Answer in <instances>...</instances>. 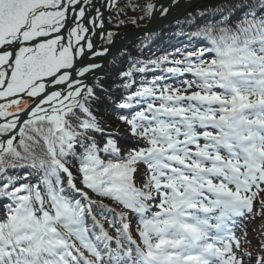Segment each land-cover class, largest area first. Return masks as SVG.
<instances>
[{"label":"snow or ice","instance_id":"obj_1","mask_svg":"<svg viewBox=\"0 0 264 264\" xmlns=\"http://www.w3.org/2000/svg\"><path fill=\"white\" fill-rule=\"evenodd\" d=\"M101 15L94 0H0V264H242L234 225L264 191V14L198 34L209 44L182 59L134 62L118 107L136 109L121 120L145 143L123 153L94 135L104 134L92 110L101 65L89 61L108 53L91 40ZM185 76L183 88L165 83ZM21 168L32 171L8 174ZM86 190L134 213L137 239L126 212L115 238L90 231Z\"/></svg>","mask_w":264,"mask_h":264},{"label":"trees","instance_id":"obj_2","mask_svg":"<svg viewBox=\"0 0 264 264\" xmlns=\"http://www.w3.org/2000/svg\"><path fill=\"white\" fill-rule=\"evenodd\" d=\"M156 1L157 0H125L119 3L117 9L111 12L107 18L108 29H116L118 31H140L144 29L150 21V14L146 6ZM260 4L261 0H224L220 4L198 10L195 15L189 19L185 18L153 36L144 38L137 44V49H123L108 65L106 72L103 73L93 85L97 99L92 105V110L100 121L101 126L104 128V134H94L97 142L103 145L105 138L110 135L115 139L117 147L121 149L122 153L131 148L133 144H137V142L129 143L127 139L131 138L133 141L136 137L131 135L130 126L121 120L122 115H127L129 111L134 112L136 109L123 110L118 107L121 98L126 95L123 90L125 78L122 74L129 71L134 62L155 60L166 55L170 58L174 56L177 59H182L181 54L187 53L197 46L204 47L209 44L207 37L198 34L209 29L212 30L214 35L218 34L219 30L222 28L235 30L237 28L236 22L242 20L250 8L256 10L257 16L264 14V8H260ZM111 73L116 75L110 76ZM160 74L161 70L156 69L148 73V78L151 79L153 76ZM134 78L136 84L133 85L130 91H135L136 86L140 83L141 77L139 74H134ZM191 79L192 77L190 76L175 77L168 79L165 83L174 85V87L177 88H183L184 85L181 84L180 81ZM196 90V88H193L191 91ZM188 94H190V92ZM106 113H110L112 116L110 117ZM41 150V146L38 145L37 151ZM69 167L74 175L78 177L75 162L70 164ZM31 171L32 170L29 168H21L17 169L15 172L9 170L8 174L23 177L24 173ZM35 179L36 177L33 175L27 180L22 178L18 179L16 183H32L35 182ZM142 179L143 166H141V171L137 174V186H140ZM77 186L80 187L79 178L77 179ZM86 191H89L92 197H96L103 202L115 204V202L109 198L97 196L91 193L90 190ZM259 193L261 195L259 200H264V192L261 191ZM129 212L131 213V221L133 222V228L136 232L137 217L131 211ZM4 215V201L0 200V218H3ZM102 217L106 218V220L113 225V218L111 216L103 214ZM254 221L257 223H255L254 226L252 225V228L257 231L260 237L256 250L260 253L259 256H264V211H260V214H256ZM87 224L90 231L97 233V229L90 217L87 218ZM113 227L114 230L117 231L118 228L114 225Z\"/></svg>","mask_w":264,"mask_h":264},{"label":"water","instance_id":"obj_3","mask_svg":"<svg viewBox=\"0 0 264 264\" xmlns=\"http://www.w3.org/2000/svg\"><path fill=\"white\" fill-rule=\"evenodd\" d=\"M121 1L123 0H116L114 6L109 8L105 6V0H94V2L100 3L102 14L101 19L104 24V27L102 28L103 33L112 32L115 34L113 37V43H110L108 53L103 57V62L101 64V67L98 69L97 75L105 70L109 62L126 44L132 41L137 42L148 35L159 32L165 27L173 24L174 22L181 20L184 16L191 17L196 8L200 6V4L196 5L197 0H190V2L186 5H184L183 0H174V2H176L175 5L172 4L173 0H158L157 2L151 4L153 5V11L150 13V21L144 29L140 31L122 32H119L115 29L107 30V16L110 12L114 11L117 8V4ZM164 9H166V11H163ZM97 29L98 31H101V28L97 27ZM104 42L108 43L106 37L104 39Z\"/></svg>","mask_w":264,"mask_h":264},{"label":"rangeland","instance_id":"obj_4","mask_svg":"<svg viewBox=\"0 0 264 264\" xmlns=\"http://www.w3.org/2000/svg\"><path fill=\"white\" fill-rule=\"evenodd\" d=\"M158 1V0H157ZM156 1V2H157ZM184 1V5H186V4H188L189 2H190V0H183ZM224 0H197V2H196V5H198V4H201L200 6H198V9H197V11L198 10H203V9H206V8H208V7H210V6H213V5H215V4H220L221 2H223ZM175 3L176 2H174V0H173V5H175ZM119 4V3H118ZM117 4V5H118ZM111 14V13H110ZM109 14V15H110ZM108 15V16H109ZM106 23H108V22H106ZM107 29H108V27H107ZM165 30V29H164ZM101 35H102V33H101V31L100 32H98L96 35H93V36H91V40L92 39H97V40H99L100 38H101ZM170 36V35H169ZM138 42L139 41H137V42H135V41H132V42H130V43H128V44H126L116 55H115V57L123 50V49H126V48H135V49H137V44H138ZM135 43H137V44H135ZM108 44H106V43H101L98 47H95L97 50H99V51H103L104 49H106V48H108ZM115 57L113 58V59H115ZM95 60L96 62L99 60V57H89V61L91 62L92 60ZM112 59V60H113ZM111 60V61H112ZM110 61V62H111ZM109 62V63H110ZM105 72H106V70H105ZM105 72H103V73H105ZM116 74H113V73H111L110 74V76H115ZM174 86V85H173ZM108 116H112V114H110V113H106ZM128 141H129V143H134V142H136L135 140H137V138H135L133 141L131 140V138L130 139H127ZM140 142H139V144H141L142 142H144V141H142V140H139ZM138 143V142H137ZM201 143H203V141H201ZM264 192V191H263ZM260 194L258 193V195H257V197H256V199H255V201L254 202H256L257 203V206L258 207H260V209L262 210V209H264V208H261V206H260V202L261 201H259V199L257 200V198L258 197H261V195L259 196ZM262 201H264V200H262ZM109 205V204H108ZM110 209H112L113 211V213H115V214H118V213H121V212H123L124 210L125 211H127V209H124L121 205H119L118 203H115L114 205H109L108 206ZM127 214H129L128 212H126ZM255 214V212H252V213H250V214H246L245 216H244V218H243V221L246 219L247 220V218H248V215H249V222H250V225L252 226H254L255 225V223H256V221H254V215ZM246 224H247V222H246ZM111 231H112V229H110V230H108V232L109 233H111ZM252 231V230H251ZM236 233H235V237H236V240L237 241H239V248H236L235 246L233 247V251H234V253H235V255L237 256V258L239 259V260H241V262H242V264H251V261H253L252 259H249V258H247L248 256L247 255H249V254H251V253H253V254H257V251L255 250V248H254V245H256V242L258 241V239H256L257 237H256V230L255 231H253V232H251L249 235H248V233L247 232H245V228H244V226H243V224L241 225L240 224V226L239 227H237V229H236V231H235ZM110 236H111V234H110ZM254 238V239H253Z\"/></svg>","mask_w":264,"mask_h":264},{"label":"bare ground","instance_id":"obj_5","mask_svg":"<svg viewBox=\"0 0 264 264\" xmlns=\"http://www.w3.org/2000/svg\"><path fill=\"white\" fill-rule=\"evenodd\" d=\"M104 2V1H103ZM98 4H99V6H100V3L98 2ZM100 11H101V8H100ZM100 32V31H99ZM101 32H102V34H103V31H102V29H101ZM96 35V34H95ZM100 40L101 39H99V40H97V39H92V42H93V44H94V49L95 50H97L95 47H97V44L100 42ZM103 57L104 56H100L99 57V60L97 61L100 65L102 64V62H103ZM99 69V68H98ZM98 69H96L95 70V72H96V74H97V72H98ZM237 220H241V218L240 219H237Z\"/></svg>","mask_w":264,"mask_h":264}]
</instances>
